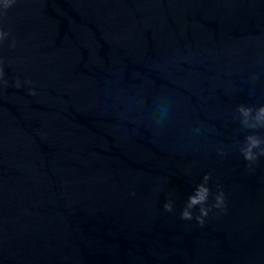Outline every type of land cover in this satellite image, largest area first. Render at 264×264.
<instances>
[{
    "label": "water",
    "instance_id": "1",
    "mask_svg": "<svg viewBox=\"0 0 264 264\" xmlns=\"http://www.w3.org/2000/svg\"><path fill=\"white\" fill-rule=\"evenodd\" d=\"M0 32V264H264V0H12Z\"/></svg>",
    "mask_w": 264,
    "mask_h": 264
},
{
    "label": "clouds",
    "instance_id": "2",
    "mask_svg": "<svg viewBox=\"0 0 264 264\" xmlns=\"http://www.w3.org/2000/svg\"><path fill=\"white\" fill-rule=\"evenodd\" d=\"M11 3H12V0H0V5H3L4 7H7ZM3 35L4 34L2 32H0V38H2ZM239 111L242 114V116L244 117L243 122L245 124H248L249 118L252 117V109L245 108V107L241 106ZM254 119L259 123H264V107H260L256 111V115H255ZM261 143H262V140L256 136L247 137V145L244 149H242L244 156H245V159H247V160L254 159L255 153L253 150L256 148H259ZM262 154H264V150H262ZM205 198H206V193L201 194V193L197 192L190 197V205L189 206L191 207L192 205H195V204L203 201ZM188 215L189 214L187 212H185V216H188Z\"/></svg>",
    "mask_w": 264,
    "mask_h": 264
}]
</instances>
